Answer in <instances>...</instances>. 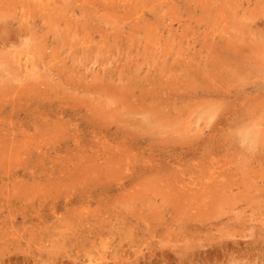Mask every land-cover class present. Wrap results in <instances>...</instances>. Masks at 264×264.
I'll use <instances>...</instances> for the list:
<instances>
[{
	"label": "rangeland",
	"instance_id": "obj_1",
	"mask_svg": "<svg viewBox=\"0 0 264 264\" xmlns=\"http://www.w3.org/2000/svg\"><path fill=\"white\" fill-rule=\"evenodd\" d=\"M6 1L0 264H264V0Z\"/></svg>",
	"mask_w": 264,
	"mask_h": 264
},
{
	"label": "bare ground",
	"instance_id": "obj_2",
	"mask_svg": "<svg viewBox=\"0 0 264 264\" xmlns=\"http://www.w3.org/2000/svg\"><path fill=\"white\" fill-rule=\"evenodd\" d=\"M2 1H3V0H2ZM10 1H11V0H10ZM12 1H13V0H12ZM19 1H20V0H19ZM30 1H31V0H30ZM32 1H33V0H32ZM34 1H35V0H34ZM51 1H52V0H51ZM56 1H57V0H56ZM78 1H79V0H78ZM159 1H160V0H159ZM4 2H7V1L4 0ZM14 2H15V1H14ZM14 2H11L10 4H12V3H14ZM27 2H28V1H27ZM42 2H43V1H42ZM85 2H87V1H85ZM142 2H143V0H142ZM8 3H9V2H8ZM23 3H24V2H23ZM28 3H29V2H28ZM38 3H39V2H38ZM49 3H50V2H49ZM14 4H16V3H14ZM20 4H21V3H20ZM26 4H27V3H26ZM65 4H66V3H65ZM79 4H81L80 1H79ZM126 4H127V3H126ZM129 4H130V3H129ZM2 5H4V4H2ZM6 5H8V4H6ZM36 5H37V4H36ZM124 5H125V4H124ZM124 5H123V6H124ZM131 5H132V3H131ZM14 6H15V5H14ZM25 6H27V5H25ZM78 6H79V5H78ZM117 6H118V5H117ZM145 6H146V5H145ZM17 7H18V6H17ZM27 7H28V6H27ZM38 7H39V5H38ZM44 7H45V5H44ZM84 7H85V6H84ZM84 7H83V8H84ZM125 7H126V6H125ZM125 7H124V8H125ZM127 7H128V6H127ZM9 8H10V7H9ZM23 8H24V7H23ZM30 8H32V7H30ZM83 8H82V9H83ZM129 8H130V7H129ZM2 9L5 10V8H2ZM19 9H21V8H19ZM19 9H18V10H19ZM12 10H13V9H12ZM15 10H16V9H15ZM15 10H14V11H15ZM32 10H33V8H32ZM34 10H35V8H34ZM36 10L38 11V8H37ZM43 10H44V8H43ZM112 10H113V9H112ZM131 10H132V12H133V9H131ZM2 11H3V10H2ZM29 11H30V10H29ZM46 11H47V10H46ZM58 11H59V10H58ZM79 11H80V10H79ZM120 11H121V10H120ZM128 11H129V9L127 10V12H128ZM18 12H19V11H18ZM23 12H24V11H23ZM23 12H22V13H23ZM26 12H27V11H26ZM26 12H25V13H26ZM48 12H49V11H48ZM54 12H55V11H54ZM102 12H103V11H102ZM29 13H30V12H29ZM52 13H53V12H52ZM59 13H60V12H59ZM84 13H85V12H84ZM122 13H123V12H122ZM140 13H141V12H140ZM13 14H14V13H13ZM27 14H28V13H27ZM37 14H38V12H37ZM81 14H83V13H81ZM86 14H87V13H86ZM129 14H130V13H129ZM14 15H15V14H14ZM24 15H25V14H24ZM30 15H31V14H30ZM30 15H29V16H30ZM50 15H51V13H50ZM120 15H121V14H120ZM125 15H127V14H125ZM137 15H138V13H137ZM29 16H28V17H29ZM38 16H39V15H38ZM57 16H60V17H61V14H60V15H57ZM79 16H80V15H79ZM111 16H112V15H111ZM133 16H135V15H133ZM142 16H143V15H142ZM142 16H141V17H142ZM30 17H32V15H31ZM39 17H40V16H39ZM54 17H55V16H54ZM54 17H53V18H54ZM60 17H59V18H60ZM123 17H124V16H123ZM125 17H126V16H125ZM15 19H16V18H15ZM22 19L24 20V18H22ZM26 19H27V18H26ZM39 19H41V17H40ZM49 19H51V18H49ZM54 19H55V18H54ZM70 19H71V18H70ZM37 20H38V19H37ZM72 20H73V19H72ZM111 20H112V19H111ZM32 22H33V21H32ZM36 22H37V21H36ZM62 22H63V21H62ZM33 23H34V22H33ZM57 23H58V22H57ZM22 24H23V21H22ZM24 24H25V26L27 25L26 23H24ZM34 24H35V23H34ZM37 24H38V23H37ZM67 24H68V22H67ZM74 24H75V23H74ZM127 24H128V23H127ZM54 25H55V24H54ZM54 25H53V26H54ZM36 26H37V25H36ZM67 26H68V25H67ZM71 26H72V24H71ZM143 26H144V25H143ZM27 27H28V25H27ZM29 27H30V26H29ZM46 27H49V25L46 26ZM46 27H44V28H45L44 30H46ZM54 27H56V26H54ZM62 27H63V26H62ZM69 27H70V26H69ZM24 28H25V27H24ZM34 28H35V26H34ZM34 28H33V29H34ZM49 28H50V27H49ZM51 28H52V27H51ZM91 28H92V27H91ZM22 29H23V28H22ZM31 29H32V28H31ZM52 29H56V28H52ZM58 29H59V28H58ZM72 29H73V28H72ZM83 29H84V28H83ZM86 29H87V28H86ZM56 30H57V29H56ZM79 30H80V29H79ZM84 30H85V29H84ZM58 31H59V30H58ZM63 31H64V30H63ZM65 31H66V30H65ZM85 31H86V30H85ZM87 31H88V30H87ZM99 31H100V30H99ZM9 32H10V31H9ZM26 32H27V31H26ZM28 32H29V31H28ZM41 32H42V31H41ZM54 32H55V31H54ZM82 32H83V31H82ZM90 32H91V31H90ZM105 32H106V31H105ZM30 33H31V32H30ZM39 33H40V32H39ZM43 33H44V32H43ZM56 33H57V31H56ZM60 33H61V32H60ZM32 34H33V33H32ZM54 34H55V33H54ZM74 34H75V33H74ZM81 34H82V33H81ZM86 34H87V32H86ZM94 34H95V33H94ZM108 34H109V36H110L111 32H110V33L108 32ZM112 34H113V33H112ZM135 34H136V33H135ZM27 35H28V34H27ZM101 35H102V34H101ZM103 35H104V34H103ZM103 35H102V36H103ZM106 35H107V34H106ZM24 36H25V35H23V37H24ZM39 36H40V35H39ZM65 36H66V35H65ZM68 36H69V35H68ZM32 37H33V36H32ZM43 37H44V35H43ZM52 37H53V36H52ZM70 37H71V36H70ZM70 37H69V38H70ZM90 37H91V36H90ZM36 38H37V37H36ZM63 38H64V37H63ZM82 38H83V37H82ZM87 38H88V37H87ZM104 38H105V37H104ZM59 39H60V38H59ZM65 39H66V37H65ZM67 39H68V38H67ZM102 39H103V38H102ZM107 39H108V38H107ZM140 39H141V38H140ZM43 40H44V39H43ZM87 40H88V39H87ZM95 40H96V39H95ZM98 40H99V39H98ZM41 41H42V40H41ZM53 41H54V40H53ZM64 41H65V40H64ZM67 41H68V40H67ZM89 41H90V40H89ZM62 42H63V41H62ZM71 42H72V41H71ZM103 42H104V41H103ZM90 43H92V42H90ZM90 43H89V44H90ZM93 43H94V42H93ZM155 43H156V42H155ZM70 44H71V43H70ZM84 44H85V43H84ZM87 44H88V42H87ZM99 44H101V43H99ZM153 44H154V43H153ZM156 44H157V43H156ZM156 44H155V45H156ZM18 45H19V44H18ZM72 46H75V45H72ZM53 47H54V46H53ZM88 47H89V46H88ZM101 47H102V46H101ZM67 48H68V47H67ZM53 49H54V48H53ZM53 49H52V50H53ZM88 49H90V48H88ZM92 49H94V48H92ZM92 49H91V50H92ZM99 49H100V48H99ZM50 50H51V48H50ZM52 50H51V51H52ZM64 50H65V49H64ZM72 50H74V49H72ZM84 51H85V50H84ZM87 51H89V50H87ZM56 52H57V51H56ZM74 52H75V51H74ZM51 53H52V52H51ZM76 53H77V52H76ZM36 54H37V53H36ZM46 54H47V53H46ZM52 54L54 55V53H52ZM52 54H51V55H52ZM67 54H68V53H67ZM73 54H74V53H73ZM162 54H163V53H162ZM164 54H165V53H164ZM55 55H56V54H55ZM95 56H96V55H95ZM159 56H160V55H159ZM160 57H161V56H160ZM58 58H59V57H58ZM25 60H27V59H25ZM41 60H42V59H41ZM27 61H28V60H27ZM27 61H26V64H27ZM45 61H46V59H45ZM24 62H25V61H24ZM69 62H70V61H69ZM46 63L48 64V62H46ZM61 63H62V62H61ZM64 63H65V62H64ZM18 64H21V62L18 63ZM21 66H22V64H21ZM43 66H44V65H43ZM66 66H67V65H66ZM68 66H69V65H68ZM28 67H29V66H28ZM45 67H47V66H45ZM61 67H62V66H61ZM63 67H65V66H63ZM55 68H56V67H55ZM43 69H44V68H43ZM49 69H50V68H49ZM30 70H31V69H30ZM58 71L60 72V70H58ZM245 71H246V70H245ZM37 72H38V71H37ZM51 72H52V71H51ZM74 72H75V71H74ZM60 74H61V73H60ZM64 76H65V75H64ZM25 78H26V77H25ZM9 81H10V80H9ZM46 81H47V80H46ZM12 83H13V82H12ZM65 85H66V84H65ZM24 86H26V85H24ZM106 89H107V88H105V92L107 91V93H108V90H106ZM102 90H103V89H102ZM18 91H21V89L18 90ZM247 91H248V90H247ZM14 92H15V91H14ZM105 92H104V93H105ZM23 94H24V93H23ZM18 95H19V93H18ZM20 95H21V93H20ZM227 95H228V94H227ZM21 96H22V95H21ZM106 96H107V95H106ZM18 97H19V96H18ZM259 97H260V96H259ZM22 98H23V97H22ZM112 98H113V97H112ZM14 99H15V98H14ZM16 101H17V100H16ZM114 101H115V100H114ZM138 101H139V100H138ZM250 101H251V100H250ZM260 101H261V100H260ZM14 102H15V101H14ZM108 102H109V101H108ZM118 102H119V101H118ZM246 102H247V101H246ZM241 105H242V104H241ZM147 108H148V107H147ZM156 111H157V110H156ZM130 114H131V113H130ZM255 124H256V123H255ZM257 127H258V126H257ZM259 129H260V128H259ZM255 134H256V133H255ZM258 134H259V133H258ZM258 134H256V135H258ZM261 134H262V132H261ZM8 135H9V134H8ZM11 135H12V134H11ZM14 136H15V135H14ZM254 136H255V135H254ZM257 137H259V136H257ZM255 144H256V143H255ZM227 163H228V162H227ZM197 164H198V163H197ZM208 164H209V162H208ZM216 164H217V163H216ZM199 165H200V164H199ZM199 165H197V166H199ZM209 165H210V164H209ZM228 165H229V164H228ZM211 166H212V165H211ZM211 166H210V167H211ZM216 172H217V171H216ZM217 175H219V174H217ZM224 176H225V175H224ZM220 177H221V176H220ZM226 177H227V176H226ZM207 178H208V177H206L205 182H206ZM212 180H213V179H212ZM225 180H226V179H225ZM195 181H196V180H195ZM201 181H202V180H201ZM220 181H221V179H220ZM215 182H216V181H215ZM217 182H218V181H217ZM223 182H224V181H223ZM233 182H234V181H233ZM196 183H197V181H196ZM199 183H200V182H199ZM199 183H198V184H199ZM213 183H214V182H213ZM213 183H212V184H213ZM200 184H202V183H200ZM225 184H226V182H225ZM227 184H228V183H227ZM232 184H233V183H232ZM183 185H184V184H183ZM215 185H217V184H215ZM195 186H196V185H195ZM219 186H220V185H219ZM235 186H236V185H235ZM197 187H198V186H197ZM222 187H223V186H222ZM232 187H233V186H232ZM183 188H184V187H183ZM186 188H187V187H186ZM213 188H214V187H213ZM218 188H219V187H218ZM218 188H217V189H218ZM223 188H225V187H223ZM228 188H229V187H228ZM190 189H191V188H190ZM204 189H205V188H204ZM204 189H203V191H204ZM209 189H210V188H209ZM209 189H208V190H209ZM214 189H215V188H214ZM219 189H220V188H219ZM232 189H233V188H232ZM182 190H183V189H182ZM226 190H227V189H226ZM228 190H230V189H228ZM177 191H178V190H177ZM190 191H191V190H190ZM192 191H193V190H192ZM200 191H202V190H200ZM205 191H207V190H205ZM216 191H217V190H216ZM222 191H223V190H222ZM231 191H233V190H231ZM183 192H185V191H183ZM209 192H210V191H209ZM228 192H229V191H228ZM173 193H175V192H173ZM189 193H190V192H188L187 194H189ZM192 193H193V192H192ZM220 193H221V192H220ZM222 193H223V192H222ZM181 194H182V193H181ZM184 194H185V193H184ZM229 194H230V193H229ZM232 194H233V193H232ZM205 195H208V194H205ZM216 195H217V194H216ZM221 195H222V194H221ZM204 197H205V196H204ZM204 197H199V198H202V200H204ZM208 197H209V195H208ZM214 197H215V196H214ZM212 198H213V197H212ZM241 198H242V197H241ZM205 199H207V198H205ZM208 199H209V198H208ZM237 199H238V198H237ZM181 200H182V199H181ZM190 200H191V199H190ZM219 200H220V199H219ZM183 201H184V200H183ZM187 202H188V201H187ZM204 202H205V201H204ZM201 203H202V202H201ZM219 203H220V202H219ZM190 204H191V203H190ZM199 204H200V203H199ZM202 204H203V203H202ZM207 204H208V203H207ZM207 204H206V205H207ZM209 206H210V205H209ZM197 207H198V206H197ZM206 209H207V208H206ZM200 210H201V209H200ZM212 210H213V209H212ZM197 214H198V213H197ZM258 248H259V247H258Z\"/></svg>",
	"mask_w": 264,
	"mask_h": 264
}]
</instances>
